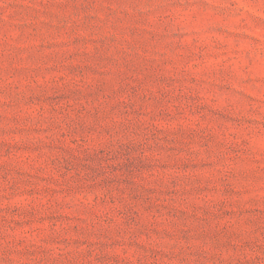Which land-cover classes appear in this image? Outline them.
<instances>
[{
    "label": "rangeland",
    "instance_id": "374dc122",
    "mask_svg": "<svg viewBox=\"0 0 264 264\" xmlns=\"http://www.w3.org/2000/svg\"><path fill=\"white\" fill-rule=\"evenodd\" d=\"M0 264H264V0H0Z\"/></svg>",
    "mask_w": 264,
    "mask_h": 264
}]
</instances>
